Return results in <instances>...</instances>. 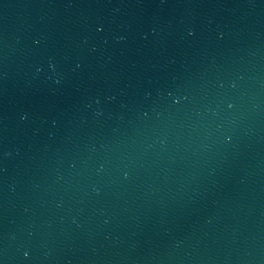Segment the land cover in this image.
Wrapping results in <instances>:
<instances>
[{
	"label": "water",
	"instance_id": "obj_1",
	"mask_svg": "<svg viewBox=\"0 0 264 264\" xmlns=\"http://www.w3.org/2000/svg\"><path fill=\"white\" fill-rule=\"evenodd\" d=\"M0 264H264V0H0Z\"/></svg>",
	"mask_w": 264,
	"mask_h": 264
}]
</instances>
